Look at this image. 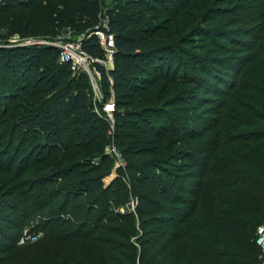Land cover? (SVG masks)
<instances>
[{
	"label": "trees",
	"instance_id": "obj_1",
	"mask_svg": "<svg viewBox=\"0 0 264 264\" xmlns=\"http://www.w3.org/2000/svg\"><path fill=\"white\" fill-rule=\"evenodd\" d=\"M184 1L113 0L108 11L115 66H96L105 99L115 91L114 142L126 159L109 185V125L94 112L89 77L74 76L55 47L2 51L15 79L21 69V85L6 92L13 98L0 96V124L19 139L17 156L6 165L0 158V176L9 174L21 196L5 206L22 221L19 237L29 222L43 235L19 244L0 231L10 241L0 264H260L264 0L243 10L234 29L209 25V7L190 14ZM102 13L101 0H0V25L10 33L53 42L70 28L105 60L98 37H87ZM222 39L242 45L239 62ZM192 43L197 52L188 53ZM224 73L235 80L225 83ZM208 90L224 101L201 126L192 105L212 103L199 94ZM131 194L136 212L118 210Z\"/></svg>",
	"mask_w": 264,
	"mask_h": 264
},
{
	"label": "rangeland",
	"instance_id": "obj_2",
	"mask_svg": "<svg viewBox=\"0 0 264 264\" xmlns=\"http://www.w3.org/2000/svg\"><path fill=\"white\" fill-rule=\"evenodd\" d=\"M253 1L254 0H243V1L242 0H213V1L185 0L182 4L183 6L187 3L189 4L184 9H186L188 13L190 14H196L200 11H204L205 7H209V10L205 12L206 16L204 18V20H206L207 18L208 20L212 18L213 21L208 22L209 25L216 26L221 21L222 24L229 23L230 29H234V28H240L243 26V23H239L238 20H240L241 17L244 16L243 10H245L247 7L253 6L251 5ZM101 2L103 5V13H102L101 21L103 22L105 20L106 22L111 19L108 17L109 15L108 11L114 7V2L113 0H101ZM218 12H222L223 16L217 17L218 15L216 14ZM67 37H68V33L66 31H63L58 35V38H67ZM236 37L244 40L243 36H236ZM31 41L32 42L37 41V44L28 45L27 43ZM222 41L224 42V44L226 43L225 45L235 48L234 50L237 52L233 54L234 56H237V60L238 58L244 57V52L242 49L243 47L241 44L229 43V41L226 39L225 40L222 39ZM192 42H194L195 44H199V45L204 44L203 41L198 40V39H195ZM40 45L42 47H49V46L53 47L51 43L47 42L46 40H43L41 38H35V37L34 38H27V37L23 38L20 35L10 33L7 29H5V27H2L0 25V96H5L4 97L5 99L7 97L12 99L13 98L12 94H9L11 96L6 95L7 90L11 88L12 92H15L16 88L21 85V82L19 80V76L21 75V69H19V73L17 75L18 79H15L16 71L13 67L8 68L5 65L2 59L3 58L2 56H4V54H2V51L7 50V49H14L16 47H27V46L30 47V46H40ZM193 45L194 44L192 43V45L185 46V49L187 50L188 53L197 52V49H195ZM185 60L186 59L183 58V61L180 64V66H182L181 71L187 68ZM220 70L225 71L224 69H220ZM232 75H233L232 73H230L229 75H227L226 73L223 74L222 78L223 80H226L225 83L227 82L231 83V81L235 80L234 76ZM107 78L111 79V77H107ZM13 80L15 81V83H13ZM97 82L99 84V88L101 90L102 95H104L103 88H102L103 83H104L103 76L101 78H98ZM227 86H229V84H227ZM221 88H225L223 84L221 85ZM112 91H113L112 94H115L114 93L115 91L113 89ZM208 91H199L200 92L199 94H200V97L206 96L208 98H211L209 99V101H211L212 103L201 104L198 102H194V105H192V106H195V109H192V111H194L193 114H196L198 116V120H201L204 117L203 119L204 122L201 124V126H203V124H206L205 121L211 120L213 117H215L213 113H211L212 109L215 108L217 104H222V102L224 101V96H217L216 94L211 93L210 91L208 92ZM87 92L90 95L89 96L90 102L94 104V112L97 114V116H99L98 112L101 111L102 109V103L96 100V96H95V93L93 92L92 87H87ZM5 99L2 103H5ZM1 101H2V98L0 97V102ZM205 101H208V100H205ZM109 128L107 132L110 131ZM108 136L111 138V141L106 146L104 153L109 155L110 158H112V160L114 161L113 163L114 165L111 168L110 172L103 178L102 182L104 185H109L117 177L121 176L120 174L121 167L117 168L115 166L117 158L114 154L110 152V149L115 147L118 152H121V151L117 147L116 143L114 142V136H110L109 134ZM12 139L14 140L12 141ZM18 142H19V139L17 138L16 133H14L13 136H10L9 138V134L5 132L3 125L0 124V158H2V160L4 159V165L7 164V161H10L11 155L17 156L18 150L16 149H17ZM182 146L183 144L178 145L175 148V150H177L179 147H182ZM178 163L180 162H173L172 165L175 166V165H178ZM169 167H172V166H169ZM14 168L17 169L16 166ZM9 179H10L9 174L4 175V177L0 176V231L2 235H5L6 237L15 236V238L16 237L18 238L19 233L21 231L19 229L20 227L18 228V225L21 226L22 221L18 218L17 216L18 213L14 211L13 208H9V207L7 208L5 206V203L18 202L21 196L20 194H18L19 189L17 188L15 181L9 180ZM128 185L130 186V184ZM129 198H130L129 199L130 201L132 200L136 201V207H137V204H138L137 198H134L132 194ZM130 201H127V202H130ZM117 209L120 210L121 212H126L128 210V204H124V205L121 204L118 206ZM135 212H136V209H135ZM16 223H19V224H16ZM28 226H30V222L27 225L25 224V227L22 229V234L27 230ZM20 238L21 237L18 238V243L23 244L19 242ZM9 242H10L9 240H6L3 236H0V247H2L3 244L9 243ZM0 254H2L1 249H0Z\"/></svg>",
	"mask_w": 264,
	"mask_h": 264
},
{
	"label": "built area",
	"instance_id": "obj_3",
	"mask_svg": "<svg viewBox=\"0 0 264 264\" xmlns=\"http://www.w3.org/2000/svg\"><path fill=\"white\" fill-rule=\"evenodd\" d=\"M108 18V17H107ZM110 20L101 22L100 26L89 36L96 35L99 39L100 45L105 52L106 59L101 60L91 56L84 48L85 36H74L73 30L68 28L66 32L68 33L67 38H58L57 40L50 42L51 45L59 50L60 62L67 63L71 65V69L74 76H80L81 74H86L91 82L93 92L95 93L96 100L102 103V109L98 112V115L103 118L109 125L110 136H114L116 119V96L111 94V97L106 100L104 95H102L97 82L98 78L103 76L102 72L97 68L96 63L103 65L107 69V73L114 69L115 66V53L116 44L115 37L110 33ZM28 45L37 44V41H31L27 43ZM112 81V80H111ZM113 93V92H112ZM110 152L116 156L115 166L125 167L126 159L121 152H118L115 147L110 149ZM136 201L132 200L128 204L129 211H135ZM43 235L42 230L27 229L20 238V243H25L27 241H37ZM256 242L261 248L260 254V264H264V223L258 226L256 233Z\"/></svg>",
	"mask_w": 264,
	"mask_h": 264
}]
</instances>
